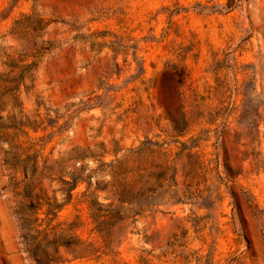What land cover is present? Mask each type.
I'll return each instance as SVG.
<instances>
[{
    "label": "rangeland",
    "instance_id": "rangeland-1",
    "mask_svg": "<svg viewBox=\"0 0 264 264\" xmlns=\"http://www.w3.org/2000/svg\"><path fill=\"white\" fill-rule=\"evenodd\" d=\"M0 264H264V0H0Z\"/></svg>",
    "mask_w": 264,
    "mask_h": 264
}]
</instances>
